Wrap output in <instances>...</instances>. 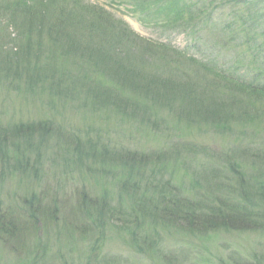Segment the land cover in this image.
Wrapping results in <instances>:
<instances>
[{"label":"rangeland","instance_id":"obj_1","mask_svg":"<svg viewBox=\"0 0 264 264\" xmlns=\"http://www.w3.org/2000/svg\"><path fill=\"white\" fill-rule=\"evenodd\" d=\"M68 1H77L74 9L81 13L88 6L102 7L105 11L100 13L125 21L134 33L168 40L203 62L214 61V71L186 65L193 78L210 85L213 96L207 100L214 104L235 94L231 81H223L229 75L225 71L248 80L264 76V0H204L195 8L204 17L185 30L170 31L145 26L139 13L130 11L128 0ZM7 2L11 0H0V211L21 217L17 222L22 247L15 252L0 241V264H264V110L254 107L256 98L244 92L242 98L250 105L225 102L217 115L225 117L221 125L196 113L191 117L202 109L189 99L178 98L177 107L161 108L159 102L142 96L140 88L128 87L131 84L105 63L101 66L93 50L78 54L66 48L51 25L32 34L20 9L5 12ZM253 14L260 15L251 18ZM250 38L252 42L245 43ZM29 50H37L40 58L32 72L38 83L33 88H28L23 73ZM80 55L87 59L79 60ZM84 61L90 77L98 74L115 92L110 79L121 83L117 93L121 100H130L127 105L140 99V111L132 114L116 99H112L116 104L108 105L93 99L94 87L75 74L87 76ZM63 72L79 78L85 97L59 91L57 95L53 79H60ZM214 72L224 77L217 81ZM150 100L158 112L148 124L144 111ZM187 117L189 123L182 119ZM39 121L47 122V131L28 129ZM127 150L150 151L154 158L140 171L124 158ZM239 179L248 184L261 218L251 221L254 224L237 223L236 228L189 230L146 217L130 200L138 184L154 197L159 191L178 190L194 204L216 207V197H227L231 189L246 194ZM232 194L229 199L238 197ZM102 195L109 200V212L100 217L103 226L91 228L85 211L79 218L78 204L82 196ZM36 208L35 218L28 209ZM94 212L97 215L98 209L90 208L87 215ZM35 226L38 248L33 241Z\"/></svg>","mask_w":264,"mask_h":264},{"label":"trees","instance_id":"obj_2","mask_svg":"<svg viewBox=\"0 0 264 264\" xmlns=\"http://www.w3.org/2000/svg\"><path fill=\"white\" fill-rule=\"evenodd\" d=\"M198 2H201V0H129L133 12H138L141 15L145 14L142 19L147 26L149 24L153 28H162L167 31L177 27H182L185 30L189 23L204 17L202 11H195V8H199ZM76 3L77 1L70 3L68 0H29V3L25 0H11V2L5 3L4 10L5 12L10 11L12 14V12L20 9L30 21L31 27L29 29L32 30V34H39L42 30L41 28L49 24L53 28L54 35L66 48L73 49L78 54L87 51V49L93 50L97 53V60L101 66L105 63L115 76L131 84L128 87L140 88L142 96L159 102L162 104L161 108L177 107L175 104H178V98L189 99L190 103L199 104L201 106L200 109H202L194 111L191 117H194L196 113L198 114L196 117L221 125V120L225 121V117L218 118L217 115L221 111L222 106L225 105V102L227 103L229 100L235 104L250 105L248 100L244 101L242 98L244 92H248L256 98L254 100L255 104L252 103L254 107L264 110V76L258 75L248 80L243 77L233 76L235 72L225 71L229 75L223 81L225 80V84L231 81L232 85H234L235 94H230L228 96L229 99L224 97L220 99L223 102L214 104L213 101L207 100V98L213 96L210 85L200 77L193 78L186 67V65L190 66L192 64L214 71L216 67L214 61H199L188 56L169 42H162L136 34L123 24L120 19L114 20L110 17V14L100 13L102 10L105 11L102 7H95L94 5L88 6L82 13L78 10L76 11ZM67 5L71 6L67 7ZM259 15L253 14L251 18ZM27 33L28 39H31L32 35L28 31ZM48 37L52 39L50 35ZM248 42H252V38L245 41V43ZM49 46L55 47L56 45L49 43ZM26 56L23 73L28 78V88H33L38 83H35L36 80L34 76L32 77V72L38 69V65H35V62H38L40 58L37 50H29ZM77 58L79 60L87 59L83 55ZM88 61L91 60L88 59ZM88 61H84L87 76H85V72L81 74L77 71L75 74L82 81L88 79L89 86L94 87L92 92L93 99L101 98L104 102L103 105H108L109 102L116 104L112 102V99H116L121 102L120 106L122 104V106L128 107L132 114L138 113L140 111V99L132 101L131 105H127L130 100L128 98H122L124 100H121L117 93L121 91V83L110 79L115 82V90L117 91L115 92L112 85H106L98 79V74L90 77V73L87 71ZM122 71L127 72L124 74L125 77ZM59 73L60 70H56L55 74ZM214 73L217 81L224 77L223 73ZM59 77L60 79H53V86L56 92L59 91L62 94L76 93L81 95L82 98L86 96L81 93L82 88H79V78L70 76L68 72H63ZM56 84L60 85L56 87ZM69 89L72 90L69 91ZM213 91L216 92V90ZM57 95H59L58 92ZM75 100L77 103L80 101L78 98ZM152 101L150 100L149 104L145 105L144 114L146 117L144 118L148 124L151 122V116L154 117V113L158 112L157 109L150 106ZM142 109L144 110L145 108ZM191 117L182 119L189 123ZM47 125L46 121H39L30 124L28 129L43 127L47 131ZM124 158L131 164H137L140 167V171H145L154 157L150 151L127 150ZM238 182L243 184L241 188L246 191V194L231 189L227 197H216L214 200L217 203L216 207H210L201 201H196L197 204H194L178 190H176V193L159 191L154 197L153 195H148L146 187L140 190L138 184L131 192L130 200L132 204H136L138 210L146 217L181 224L189 230L205 231L206 229L217 228L219 225L221 228H236L237 223L254 224L255 222L251 221L261 218L259 210L251 202L254 197H250L248 194V184L242 182L241 179ZM133 187L134 183L131 184L130 188ZM256 192L258 191L256 190ZM232 193L241 197V201L238 200V197H234V200H231L233 198ZM136 197L139 198L136 199ZM235 198L237 201H235ZM108 201H105L103 195L95 198L82 196L78 204L79 218H82L81 215L83 213L81 211H85L87 219L90 220L89 222L86 221V223L91 228L103 226L105 221L100 217L103 218V215L109 212ZM90 208L93 210L94 208L98 209L97 215L95 212L91 217L87 215V211ZM37 209H28L29 215H36L34 212L38 213ZM8 212L10 211H0V237H2L0 241L12 251L17 252L22 247L20 242L22 239V228L20 223L17 222L21 217L14 216L12 212H10L11 214ZM34 217L36 218L38 215ZM33 230L34 241L37 231L36 226ZM35 246L37 247L36 244ZM28 259L25 263L28 262Z\"/></svg>","mask_w":264,"mask_h":264}]
</instances>
